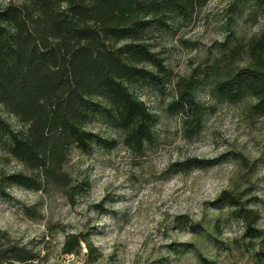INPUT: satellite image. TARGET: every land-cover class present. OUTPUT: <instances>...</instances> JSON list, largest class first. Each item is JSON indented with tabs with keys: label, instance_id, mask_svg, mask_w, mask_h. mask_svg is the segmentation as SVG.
Instances as JSON below:
<instances>
[{
	"label": "trees",
	"instance_id": "1",
	"mask_svg": "<svg viewBox=\"0 0 264 264\" xmlns=\"http://www.w3.org/2000/svg\"><path fill=\"white\" fill-rule=\"evenodd\" d=\"M209 0H18L0 4V106L21 124L0 114V150L24 170L0 169V192L16 185L32 191L60 192L74 202L88 186L65 169L72 146L89 152L103 142L86 128L101 115L121 135L122 143L144 150L154 137V114L134 94L147 86L162 92L171 85L167 111L181 115L184 130L200 129L206 106L198 92L206 89L217 102L246 100L254 115L264 116V0H231L228 11L261 26L248 36L227 21L223 38L210 57L186 75L171 72L147 39L153 29L187 20ZM232 16V17H231ZM208 160L188 158L179 170L202 167ZM173 165V164H172ZM258 240L256 257L264 264V235L255 227L258 212L230 192L217 199ZM187 220L186 218V223ZM84 238L69 233L62 251L78 253ZM202 264H215L197 253ZM36 250L0 229V264H33Z\"/></svg>",
	"mask_w": 264,
	"mask_h": 264
},
{
	"label": "rangeland",
	"instance_id": "2",
	"mask_svg": "<svg viewBox=\"0 0 264 264\" xmlns=\"http://www.w3.org/2000/svg\"><path fill=\"white\" fill-rule=\"evenodd\" d=\"M230 1L209 0L190 19L150 32L147 42L172 80L210 57L227 21L244 36L261 26V19L251 23L244 15L229 20ZM132 91L155 117L144 150L126 147L106 118L95 115L86 128L105 141L93 142L89 152L70 147L64 165L88 182L87 189L69 202L60 192L7 185L0 192V229L38 252L33 264H202L197 253L215 264H259L258 240L250 242L244 224L217 199L222 191L236 194L258 212L254 225L264 235V116L250 112L246 100L217 102L201 89L197 97L206 109L199 131L190 135L181 115L167 111L171 85L162 92ZM0 114L21 127L2 106ZM188 158L208 161L188 170L174 165ZM0 169L24 170L2 150ZM69 233L84 238L78 253L62 251Z\"/></svg>",
	"mask_w": 264,
	"mask_h": 264
}]
</instances>
